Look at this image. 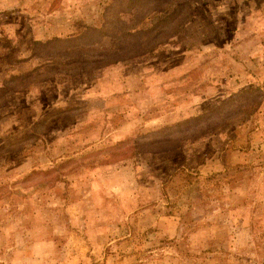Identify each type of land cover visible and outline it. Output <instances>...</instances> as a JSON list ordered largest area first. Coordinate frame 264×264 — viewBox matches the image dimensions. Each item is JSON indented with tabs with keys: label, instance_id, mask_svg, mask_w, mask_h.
Returning a JSON list of instances; mask_svg holds the SVG:
<instances>
[{
	"label": "rangeland",
	"instance_id": "rangeland-1",
	"mask_svg": "<svg viewBox=\"0 0 264 264\" xmlns=\"http://www.w3.org/2000/svg\"><path fill=\"white\" fill-rule=\"evenodd\" d=\"M125 2L0 0V264H264V0Z\"/></svg>",
	"mask_w": 264,
	"mask_h": 264
},
{
	"label": "trees",
	"instance_id": "trees-1",
	"mask_svg": "<svg viewBox=\"0 0 264 264\" xmlns=\"http://www.w3.org/2000/svg\"><path fill=\"white\" fill-rule=\"evenodd\" d=\"M138 1L140 0H126V2L123 5V14H128L129 12L133 11V10H137L139 9L138 6H136L135 3H139ZM145 1V0H143ZM149 2V0H146ZM165 6V5H164ZM163 6V7H164ZM166 7V6H165ZM177 7H181V5L177 6ZM107 7L103 8L104 10L102 11V13L106 10ZM159 9H161V7H156L155 4H151L147 3V8H146V12H144L145 14H142V16L140 18H138V20H136L135 23L131 24L130 26H125V24L119 23L117 22V20H111L112 22H108V23H103L102 21V17L101 15L100 17V25L99 26H86V29L76 35V36H71L68 38H65L67 40V42L65 44L68 45H72V46H79V45H92L94 43L99 42V40L103 39L104 37H114V38H118L119 40H123L124 41V45H123V51H128V49L131 47V45L133 47L138 48L140 46L141 43H139V39L141 37V34H145L146 37L147 35H149V33L152 32V29L156 28V21L151 20V24L152 27L148 26L145 30L141 29L140 25L144 19H147V15L153 13V12H157L159 11ZM177 10H173L171 11L169 14H167L164 18L163 21H167L170 20V17H172V14L177 13ZM145 19V20H146ZM117 24H119V26H117ZM111 25V26H110ZM124 25V26H123ZM137 38V43L135 42ZM59 41V40H57ZM56 41V42H57ZM147 39L145 40V43H147ZM61 42V41H59ZM48 44V42H45V44ZM51 43V42H49ZM133 47L130 50H133Z\"/></svg>",
	"mask_w": 264,
	"mask_h": 264
}]
</instances>
